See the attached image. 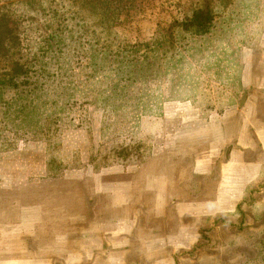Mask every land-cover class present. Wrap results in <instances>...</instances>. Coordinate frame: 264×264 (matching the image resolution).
Returning <instances> with one entry per match:
<instances>
[{"label":"rangeland","instance_id":"374dc122","mask_svg":"<svg viewBox=\"0 0 264 264\" xmlns=\"http://www.w3.org/2000/svg\"><path fill=\"white\" fill-rule=\"evenodd\" d=\"M21 1L1 2L17 31L0 47V264H264V0ZM194 11L202 34L180 26ZM58 28L79 38L54 75L8 82ZM231 151L254 174L227 208L162 215L155 181L167 200L213 197Z\"/></svg>","mask_w":264,"mask_h":264},{"label":"crops","instance_id":"0c3cea01","mask_svg":"<svg viewBox=\"0 0 264 264\" xmlns=\"http://www.w3.org/2000/svg\"><path fill=\"white\" fill-rule=\"evenodd\" d=\"M175 108L176 109H173L172 111V108L166 107L165 105L162 108V113L165 117L177 115L183 116L185 117V119L187 118V115H189L190 117L186 120L187 122L185 121L183 124H179L178 121H173V125H183V127L190 125H201V123H197L196 119L198 116L193 110H188L186 107H183L181 109H179L178 107ZM169 122L172 123V121L170 120ZM246 126L236 125V131L234 133V136L232 134L230 138L232 139L231 143L233 146H238L240 142L243 141V137H245L244 133L247 129ZM252 131H255L254 135H258L259 133L257 132V130L254 129ZM259 136L262 137V134L259 133ZM227 143L228 140L226 138H221L219 140L217 139L209 143L205 150L207 158L203 159V166L200 170L198 169L199 171L194 168L193 172H195L196 175H200L204 178L208 177L209 160L211 161L212 158L217 157L222 148ZM232 154L235 156L233 152L231 153V155ZM231 155L229 154L226 159H222L219 162L218 172L216 180L214 182L215 186L213 189V197L189 201L183 198V196H179V198H176L174 201L172 199L167 200L160 197V192H158L157 189L161 191L162 185H160L161 183L155 181V185H157V187H155V193L157 194L155 198V205H161L159 209L164 211L162 215L166 214L165 211L169 209L168 206L174 209L175 214L179 219H185L186 216H192L193 213L206 217L211 214L217 213L223 210L224 208H227L229 202L233 200L235 195H239L243 191L247 183L252 179V175L254 174V171L252 170L253 165L251 166L249 165V163L246 164L243 160L239 163V160H236V156L234 157ZM160 199H163L164 202L160 203ZM121 223L119 224L121 228L120 230L124 231V225L123 223ZM179 240L182 241L185 239L184 237H182Z\"/></svg>","mask_w":264,"mask_h":264},{"label":"trees","instance_id":"16d2710c","mask_svg":"<svg viewBox=\"0 0 264 264\" xmlns=\"http://www.w3.org/2000/svg\"><path fill=\"white\" fill-rule=\"evenodd\" d=\"M3 1H8V0H0V47L2 48V50H4L3 48L6 46V40H15V37L13 36V31H17L15 26H14V22L13 19L11 17V14L9 12V5L10 3L8 2H4L1 4V2ZM22 5H24V12L23 13H27V5L28 2L25 0L21 1ZM204 15L202 14V12L200 11H194L192 13V15L190 16V18L188 20H186L183 24H181L180 26H182V28L184 29H190L191 26L195 27V31H197L199 34H202L205 29V25L203 26L202 23H200L201 21L204 20ZM194 24V25H192ZM204 30V31H203ZM196 32V33H197ZM12 35V37H11ZM76 35V37H75ZM4 36H9L8 39H6ZM75 37V38H74ZM5 38V43H3V40ZM79 38V33L77 32H71V30L68 31V33H64V30H62L61 28L58 29H54L53 31H50L44 38H43V47L41 49H39V55H35L32 54L31 57H33L32 61H29L27 64L23 65V69L20 67L22 66L19 64H13V66L15 65L16 67L10 68V72L9 74L6 75V78L8 80V82H13V81H17L20 82L22 81L23 83L30 85L34 82L37 81V79H30V73H33L37 76H39L37 73H35L34 70H32L31 72H27L25 71V67L26 65H35V66H39V68H42L41 71V76L44 77H52L54 75L53 72H51V69L53 66H56L59 63L60 60V54L65 50L64 48H68L69 45L73 44L75 42V39ZM2 45H4V47H2ZM6 49V48H5ZM8 51V49H6ZM5 51V50H4ZM30 62H32L30 64ZM28 73V74H26ZM28 76H29V81H28ZM3 80V77L0 80V84ZM28 87H24V89L22 91H25ZM33 89V87H31ZM17 92L15 91L14 94H16ZM11 104H7V106H10ZM17 110H20L19 108ZM11 113H13L14 115H19L22 118H24V112L22 110L20 111H14Z\"/></svg>","mask_w":264,"mask_h":264}]
</instances>
